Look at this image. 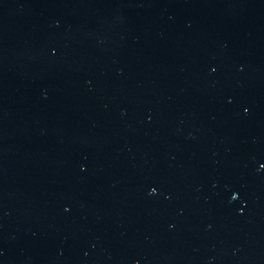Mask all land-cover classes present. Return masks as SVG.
I'll return each mask as SVG.
<instances>
[{"label": "water", "instance_id": "1", "mask_svg": "<svg viewBox=\"0 0 264 264\" xmlns=\"http://www.w3.org/2000/svg\"><path fill=\"white\" fill-rule=\"evenodd\" d=\"M0 264H264V0H0Z\"/></svg>", "mask_w": 264, "mask_h": 264}, {"label": "snow or ice", "instance_id": "2", "mask_svg": "<svg viewBox=\"0 0 264 264\" xmlns=\"http://www.w3.org/2000/svg\"><path fill=\"white\" fill-rule=\"evenodd\" d=\"M246 111H247V109H246ZM152 191H153V192H156V189H155V188H153V189H152Z\"/></svg>", "mask_w": 264, "mask_h": 264}]
</instances>
